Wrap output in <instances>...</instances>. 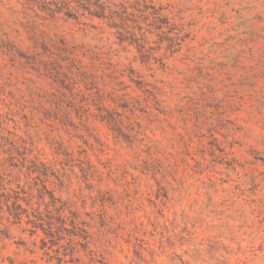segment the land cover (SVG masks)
Returning <instances> with one entry per match:
<instances>
[{"label":"rangeland","instance_id":"1","mask_svg":"<svg viewBox=\"0 0 264 264\" xmlns=\"http://www.w3.org/2000/svg\"><path fill=\"white\" fill-rule=\"evenodd\" d=\"M152 2L142 55L0 0V264H264V0Z\"/></svg>","mask_w":264,"mask_h":264},{"label":"trees","instance_id":"2","mask_svg":"<svg viewBox=\"0 0 264 264\" xmlns=\"http://www.w3.org/2000/svg\"><path fill=\"white\" fill-rule=\"evenodd\" d=\"M27 8L42 12L45 16L55 18L63 17L88 23L97 20L98 24L106 25L113 30L118 40L135 45L138 52L144 55L148 43V34L153 32L152 27L160 28L157 21H162L158 11L161 8L155 6L152 0H19ZM152 28V29H151ZM32 166H26L29 172H39L40 167H45L41 162L31 161ZM8 175V174H6ZM38 177V176H36ZM39 178V177H38ZM8 183L12 180L8 179ZM26 191L16 180V188L6 187L4 174L0 173V201L7 207L9 214L15 219H20V215L25 210L18 200L23 196L20 194ZM53 203L58 201L56 197L50 195ZM1 203V204H2ZM2 206H0L1 208ZM13 208V211L10 209ZM62 210V207L56 210ZM27 214V213H26ZM27 222L33 227L41 228L45 234H51L52 222L44 220L42 212L36 208L32 210ZM29 216V215H28ZM63 222V219H60ZM47 226V228H46ZM62 227V225H61Z\"/></svg>","mask_w":264,"mask_h":264}]
</instances>
